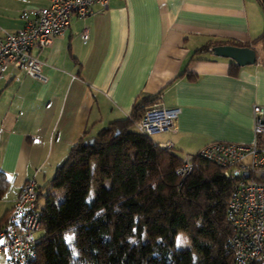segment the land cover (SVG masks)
I'll use <instances>...</instances> for the list:
<instances>
[{
    "label": "crops",
    "instance_id": "crops-1",
    "mask_svg": "<svg viewBox=\"0 0 264 264\" xmlns=\"http://www.w3.org/2000/svg\"><path fill=\"white\" fill-rule=\"evenodd\" d=\"M49 3L0 0V36L23 28V11ZM260 10L257 0H109L86 19L73 16L65 36L32 52L45 83L13 68L0 78V172L10 182L0 221L28 181L40 192L71 148L127 119L140 100L159 97L153 105L180 111L171 130L151 136L179 154L216 142L251 144L252 107L264 106V63L232 76L230 60L200 51L256 40ZM3 256L0 264H8Z\"/></svg>",
    "mask_w": 264,
    "mask_h": 264
},
{
    "label": "trees",
    "instance_id": "trees-1",
    "mask_svg": "<svg viewBox=\"0 0 264 264\" xmlns=\"http://www.w3.org/2000/svg\"><path fill=\"white\" fill-rule=\"evenodd\" d=\"M257 2L264 12V0ZM259 44L264 52V31L250 43L227 45L256 51ZM217 46L225 45L210 44L200 52L212 54ZM240 70L231 61L229 74ZM158 99L137 101L127 119L71 148L42 189L48 191L40 208L45 233L30 264H234L228 219L232 183L222 169L196 154L191 174L182 181L178 171L184 158L135 128ZM9 189L0 172V198ZM53 191L64 193V199ZM42 194L38 191L39 199ZM179 234L189 247H177ZM67 236L74 239L69 242Z\"/></svg>",
    "mask_w": 264,
    "mask_h": 264
},
{
    "label": "built area",
    "instance_id": "built-area-1",
    "mask_svg": "<svg viewBox=\"0 0 264 264\" xmlns=\"http://www.w3.org/2000/svg\"><path fill=\"white\" fill-rule=\"evenodd\" d=\"M107 9L109 0H50L49 6L23 11L21 30L0 36V78L10 68L23 71L29 78L46 82L42 64L32 55L47 48L55 38L63 37L73 16L86 19L93 6ZM83 39L88 40L84 34ZM180 114L158 104L150 107L135 124L147 137L171 130ZM253 142L248 145L216 142L203 148L198 156L217 165L232 183L228 219L233 233L230 239L234 264H252L264 259V106L253 105ZM172 150L171 144L160 146ZM193 156L183 159L178 174L184 181L193 170ZM36 182L28 181L21 189L5 222L0 225V255L8 264H30L37 254L42 228Z\"/></svg>",
    "mask_w": 264,
    "mask_h": 264
},
{
    "label": "water",
    "instance_id": "water-1",
    "mask_svg": "<svg viewBox=\"0 0 264 264\" xmlns=\"http://www.w3.org/2000/svg\"><path fill=\"white\" fill-rule=\"evenodd\" d=\"M214 57L227 59L235 63L240 68L254 66L257 64V52L251 48H240L230 45L217 46L212 49ZM93 140L90 144H93Z\"/></svg>",
    "mask_w": 264,
    "mask_h": 264
},
{
    "label": "rangeland",
    "instance_id": "rangeland-1",
    "mask_svg": "<svg viewBox=\"0 0 264 264\" xmlns=\"http://www.w3.org/2000/svg\"><path fill=\"white\" fill-rule=\"evenodd\" d=\"M260 11H261L262 16H263L264 12H263L262 10H260ZM257 52H258V60L261 61L262 58H263V50H262V47H261V46L258 47ZM259 63H260V62H258V64H259ZM254 66H255V65H254ZM254 66H249V67H254ZM132 130L135 131V128H133ZM180 155H181L183 158H185L186 156H188V155H186L185 153L180 154ZM90 167L94 170L96 166H95V165H91ZM47 178H48V177H47ZM47 180H48V179H47ZM45 182H46V181H45ZM105 185L108 186V185H109L108 182H107V183L105 182ZM41 192H43V194H42V196L40 197L39 202H38V207H39V208H42V207L44 206L45 201H46V197H47V195H48V191H46V190H41ZM53 193H55V194L57 195L59 201H62V200L64 199V197H65V194H64V193L57 192V191H55V192L53 191ZM93 196H94V192L92 191L91 194H90V199H92ZM41 235H43V232H42V231H39V232L36 233V236H41ZM178 236L182 237V238L184 239V241H185V243H183L180 247H189V246H190V242L184 237L183 234H179ZM3 255H5V254H2V256H3ZM3 257H5V256H3Z\"/></svg>",
    "mask_w": 264,
    "mask_h": 264
},
{
    "label": "snow or ice",
    "instance_id": "snow-or-ice-1",
    "mask_svg": "<svg viewBox=\"0 0 264 264\" xmlns=\"http://www.w3.org/2000/svg\"><path fill=\"white\" fill-rule=\"evenodd\" d=\"M73 239H74V236H67L66 237V240L69 242H71ZM183 243H185L184 239L182 237L178 236L176 238L177 247L181 246Z\"/></svg>",
    "mask_w": 264,
    "mask_h": 264
}]
</instances>
